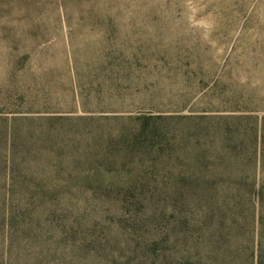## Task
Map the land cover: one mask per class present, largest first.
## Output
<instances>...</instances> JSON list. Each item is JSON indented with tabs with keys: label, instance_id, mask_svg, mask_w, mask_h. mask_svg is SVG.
Instances as JSON below:
<instances>
[{
	"label": "rangeland",
	"instance_id": "obj_1",
	"mask_svg": "<svg viewBox=\"0 0 264 264\" xmlns=\"http://www.w3.org/2000/svg\"><path fill=\"white\" fill-rule=\"evenodd\" d=\"M117 10L0 24V197L61 203L79 264H229L188 237L209 189L264 182V0Z\"/></svg>",
	"mask_w": 264,
	"mask_h": 264
},
{
	"label": "trees",
	"instance_id": "obj_2",
	"mask_svg": "<svg viewBox=\"0 0 264 264\" xmlns=\"http://www.w3.org/2000/svg\"><path fill=\"white\" fill-rule=\"evenodd\" d=\"M120 2L0 0V24L57 22L72 13L77 19L112 20L120 16ZM28 57L23 55L21 61ZM0 113V121L6 122ZM8 190L10 197H0V264H79L83 240L76 225L67 222L64 204L61 209L54 200L30 196L32 187L13 185ZM209 191L211 195L196 201L197 238L189 230L197 260L264 264V182L216 185Z\"/></svg>",
	"mask_w": 264,
	"mask_h": 264
}]
</instances>
